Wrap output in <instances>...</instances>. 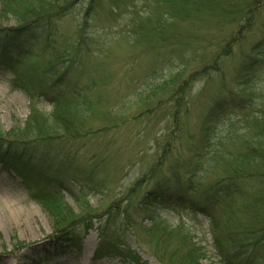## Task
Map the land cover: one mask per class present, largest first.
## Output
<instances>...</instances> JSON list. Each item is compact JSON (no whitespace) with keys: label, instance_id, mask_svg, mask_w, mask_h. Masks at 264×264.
Here are the masks:
<instances>
[{"label":"rangeland","instance_id":"obj_1","mask_svg":"<svg viewBox=\"0 0 264 264\" xmlns=\"http://www.w3.org/2000/svg\"><path fill=\"white\" fill-rule=\"evenodd\" d=\"M89 2L76 0L57 35L49 42L43 37L33 47L34 58L19 68L22 86L25 83L29 90V82H33V94L38 96L33 68H43L53 48L61 52L84 45L64 89L71 93L81 87L91 88L87 96L96 104L91 116L95 132L60 140V152L72 166L66 165L65 172L62 167H53L51 172L63 176L68 186L72 183L75 188L72 194L63 192L61 204L77 215L92 210L99 215L109 210L118 214L120 243L150 264L165 263L150 237L152 225L142 212L144 207L156 219L189 232L207 251L204 264H230L232 249L220 255L215 238L225 239L228 230L249 217L253 210L246 202L217 206L214 216L219 226L214 235L207 215L193 212L186 205L146 208L144 199L156 180L179 182L168 190L165 198L169 201L173 193H188L191 183L195 184V179L188 180L184 175V166L195 157L202 129L207 122L215 123L216 114L229 109L231 98L242 90L237 87L236 73L242 63L251 60L255 46L264 51V3L259 7L257 32L216 63L219 43L231 27L217 26V21L208 17L201 19L203 25L192 18L183 20L175 0H98L86 17ZM15 25L14 16L0 20V29ZM213 38L217 42L210 41ZM67 65H61V69ZM259 65L253 67V74L259 70L255 87L264 91V65ZM13 78L0 66V127L5 132L24 127L33 109L44 115L53 110V97L39 95L32 99L29 92L15 87ZM54 79L51 77L49 83ZM179 98L182 105L176 102ZM258 105L261 108L264 102ZM212 114L214 118H210ZM240 115L237 120L245 125V116ZM243 132L240 130L227 146L229 152L239 153ZM75 172L82 174L80 180L69 177ZM220 175L221 170L214 171L208 183ZM48 192L47 187H33L0 164V264H130L118 256L96 258L101 223L95 219L80 250L57 244L52 238L53 219L35 196ZM188 195L195 198V189Z\"/></svg>","mask_w":264,"mask_h":264},{"label":"trees","instance_id":"obj_2","mask_svg":"<svg viewBox=\"0 0 264 264\" xmlns=\"http://www.w3.org/2000/svg\"><path fill=\"white\" fill-rule=\"evenodd\" d=\"M75 3L76 0H32L31 3H23V0H0V20L14 16L16 22L13 27L0 29V66L14 75L15 87L23 89L27 94L29 92L32 99L39 95L53 97L50 100L53 110L48 115L33 109L24 127L16 126L9 132L0 127V164L5 170L17 173L33 187H47L48 193L35 196L53 219L52 238L57 244L80 250L85 236L94 228L95 219L101 223L97 259L118 256L130 264H150L131 247L120 243L122 231L118 214L109 210L106 214L99 215L92 210L82 211L77 215L72 208L62 205L63 192L69 191L72 194L75 188L72 183L68 186L63 176L51 172L53 167H62L61 171L65 172L66 165L72 166L71 160L60 152L61 139H79L82 135L84 137L95 132L91 116L96 104L87 96L91 88L81 87L71 93L64 89L72 67L77 65L79 55L84 51V45L76 44L70 51L61 52L53 48V54L49 59L46 58L44 67L36 65L33 68L38 78V96L33 94V82H29V90L25 83L22 86L19 68L25 61L34 58L33 47L43 37L49 42L57 35L60 24L70 15ZM97 3L98 0H90L86 17ZM174 3L179 6L176 11L183 15V20L192 18L203 25L201 19L208 17L217 21V26L231 27L219 43L215 60L218 63L221 57L230 56L235 48L242 46L257 32L259 7L264 0H175ZM80 32L85 36L82 27ZM210 41L217 42L214 38ZM48 50L49 47L45 49L44 56ZM253 50L255 53L251 60L242 63L236 73L237 87L242 90L231 98L229 109L216 114L215 123L205 124L201 142L195 148V157L184 166L187 179H195V184L191 183L189 189V192L195 189V198L186 191L173 193V200H167L165 197L168 190L175 182L180 185L177 181L167 179L156 180L144 199L146 208L148 205H186L193 212L207 215L211 219L214 235H217L219 226L214 216L217 206L221 203L231 205L238 201L246 202L248 208L253 210L249 217L228 230V237L225 239L218 235L215 238L220 255L224 256V250L232 249L234 255L230 264L239 261L244 264H264V106L259 108L258 105L259 101L264 102V91L255 87V74L259 70L253 74V67L257 64H260L259 67L264 65V51L261 52L258 45ZM72 55L75 56L71 57ZM66 64L69 65L61 69V65ZM208 69L219 72L217 68ZM204 70L205 68L203 74ZM51 77L55 79L49 83ZM176 102L182 105L180 98ZM215 111L213 110V114ZM241 113L244 114L243 118L245 116L246 126L242 120H237L241 118ZM213 114L210 118H214ZM240 130H244L240 134L243 137L241 150L234 154L227 150V146L233 143ZM230 157L232 163L229 162ZM161 165L162 161L156 168ZM217 170H221L219 179L208 183V177ZM58 171L62 175L59 169ZM80 176L82 174L75 172L69 177L80 180ZM87 177L90 180L88 175ZM82 179L87 178L83 176ZM81 187L85 188L84 185ZM142 212L151 221L150 237L165 264H204L207 251L195 242L189 232L156 219L150 209L144 207Z\"/></svg>","mask_w":264,"mask_h":264},{"label":"bare ground","instance_id":"obj_3","mask_svg":"<svg viewBox=\"0 0 264 264\" xmlns=\"http://www.w3.org/2000/svg\"><path fill=\"white\" fill-rule=\"evenodd\" d=\"M96 244V243H95Z\"/></svg>","mask_w":264,"mask_h":264}]
</instances>
